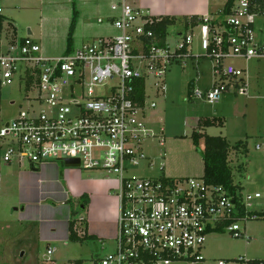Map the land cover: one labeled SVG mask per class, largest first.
I'll return each instance as SVG.
<instances>
[{
  "label": "built area",
  "instance_id": "built-area-1",
  "mask_svg": "<svg viewBox=\"0 0 264 264\" xmlns=\"http://www.w3.org/2000/svg\"><path fill=\"white\" fill-rule=\"evenodd\" d=\"M111 11L118 13L112 21L115 36L84 43L60 57L44 56L31 36L12 37L4 49L0 47V87L17 80L30 95L29 108L0 128L1 162L41 166L78 160L75 169L114 176L115 248L97 264L199 261L210 233L244 236L238 223L256 220V212L249 209L261 195H233L202 178L129 175V169L145 159L141 144L151 137L138 120L149 82L154 80L163 91L167 69L188 56L193 39L182 36L171 51L167 40L162 46L157 41L151 29L156 21L142 18L123 1L113 4ZM202 23V48L213 60L218 79L209 91H196L195 96L213 104L230 88L245 85L246 71L226 61L264 59V12L256 0H234L224 26L211 30L206 17ZM46 253L52 256L54 250ZM237 264L249 261L239 259Z\"/></svg>",
  "mask_w": 264,
  "mask_h": 264
},
{
  "label": "rangeland",
  "instance_id": "rangeland-1",
  "mask_svg": "<svg viewBox=\"0 0 264 264\" xmlns=\"http://www.w3.org/2000/svg\"><path fill=\"white\" fill-rule=\"evenodd\" d=\"M73 0H0V15L5 18L1 31L2 48L12 38H24L28 31L41 46L46 57H60L66 49V39L72 17ZM109 0H75L78 15L73 33V47L109 37L115 33L105 19ZM212 5L223 6L225 0H211ZM116 4V3H114ZM113 5V4H112ZM101 22V24L99 23ZM11 24V26H9ZM114 30V29H113ZM167 44L172 51L182 41L179 25L168 28ZM199 33V32H198ZM178 34H181L180 36ZM199 35V34H198ZM203 42L199 37L192 40L190 53L181 63L169 67L163 77V91L149 82L146 90V106L138 115L149 131L150 138L143 140L141 151L145 157L138 165L129 169V175L138 178L201 179L203 164L200 152L193 145L191 134L197 122L204 118H223L224 128L212 127L205 131L209 137H227L231 144L242 141L247 152L230 151L229 160L234 167V184L243 194L261 195L250 207L251 212L264 211V59L239 62L229 60L246 71L245 85L230 88L213 104L203 97L195 96L199 91H209L218 77L214 76L213 60L205 56ZM194 81L193 97L187 100V86ZM30 97L24 87L14 81L12 85L0 87V120L9 123L20 111L29 108ZM13 103V104H12ZM151 104L154 106L151 107ZM33 107L38 109V105ZM196 131V130H195ZM262 145L260 150L257 145ZM198 150H203V141ZM30 170L27 161L0 164V264H97L98 259L114 251V242L100 245L98 240L68 241L65 217L81 220L85 214L77 205L73 214L66 216L56 211L59 221L47 218L35 224L24 222L37 217L35 209L25 207L21 211L19 202L25 200L18 177L21 171ZM74 170V169H70ZM81 178L93 176L104 181L114 176L106 171L79 170ZM32 180V179H31ZM66 188V187H65ZM63 189V186H62ZM61 189V190H62ZM67 190V189H65ZM21 196V198H20ZM238 225L244 236L234 237L228 232H212L199 251V261L173 264H237L239 259L259 261L264 264V220H245ZM50 239H52L50 241ZM54 239V240H53ZM48 245L55 249L47 255ZM22 255V256H21Z\"/></svg>",
  "mask_w": 264,
  "mask_h": 264
},
{
  "label": "crops",
  "instance_id": "crops-1",
  "mask_svg": "<svg viewBox=\"0 0 264 264\" xmlns=\"http://www.w3.org/2000/svg\"><path fill=\"white\" fill-rule=\"evenodd\" d=\"M121 1L131 6L144 19H176L183 36L190 34L192 39L194 36L202 39V26L190 27L185 30L181 22L184 19H202L204 17L213 22L218 18L224 6L212 5L211 0H109L105 19L109 22L111 28H113L112 21L118 16L117 12L111 11V6ZM101 22L99 23L101 24ZM113 29L112 31L115 33L113 36H115L116 31ZM33 35L30 32V36L32 37ZM178 35L180 36L181 34ZM101 38L103 39V37H98V39ZM94 39L97 40V38ZM93 41L95 40L91 42ZM207 129L209 128H206L203 132L205 133ZM223 138L227 140L226 136ZM228 143L233 145L229 141ZM17 183L21 187V193L24 192L23 197L25 198L18 204L21 207V211L25 207H30L35 209L34 215L37 213V217L25 219L24 222L35 224L42 220L43 217L51 221H59L60 219L56 215L57 210L69 216L74 212L73 206L77 205L85 214L84 218L79 221L71 220L68 217L62 219L67 224L68 241H70L69 223L75 221L74 227L79 238L89 241L98 240L101 246H105L107 242L115 243L118 201L112 180L104 181L93 176L84 177L83 179L78 169L67 168L63 163L58 162L41 166L30 165V170L21 171ZM49 248L51 247L48 245L47 249ZM52 250L55 252V249Z\"/></svg>",
  "mask_w": 264,
  "mask_h": 264
},
{
  "label": "trees",
  "instance_id": "trees-1",
  "mask_svg": "<svg viewBox=\"0 0 264 264\" xmlns=\"http://www.w3.org/2000/svg\"><path fill=\"white\" fill-rule=\"evenodd\" d=\"M234 0H227L223 6L222 11L220 12L218 18L210 22L211 30L214 29L215 26L222 27L225 25L226 18L231 14V9ZM73 9H72V17L70 26L68 29L67 39H66V49L65 52H70L73 50V33L75 30L76 22H77V12L75 9V0L72 1ZM256 3L260 7V11L264 12V0H256ZM156 21V24L151 27L152 31L154 32L157 41L162 46L164 45L168 28L173 27L177 24L176 19L172 18H160V19H153ZM5 22V18L0 15V47H1V31L3 28V24ZM181 24L184 26L185 30L189 29L190 27L193 28L195 26L202 25V19L200 18H191L190 20L184 19ZM185 52V50H183ZM31 84V80H28L26 83V88L28 89ZM139 103L142 105L143 99L142 94H139ZM193 97V92H192ZM1 104V103H0ZM225 121L223 118H204L200 119L197 122L196 131L194 130L191 134V140L193 145L198 152H200L202 164H203V176L202 179L205 183L215 186L221 187L224 190L228 191L230 194L235 193H242L241 189L238 185L234 184V167L231 165L229 160L230 151H240L242 152L243 156L246 154V144L242 141L235 143L234 145H230L228 141L223 137H209L203 131L206 128L211 127H219L223 128ZM2 126L0 120V128ZM203 141V150H198L199 142ZM2 146L0 140V156H1ZM1 164V159H0ZM256 216V220H264V211L259 213H254ZM76 224L75 221L69 223V240L71 242H79L84 240V238H79L74 225ZM73 264H81V261H73ZM259 261H249V264H258Z\"/></svg>",
  "mask_w": 264,
  "mask_h": 264
},
{
  "label": "water",
  "instance_id": "water-1",
  "mask_svg": "<svg viewBox=\"0 0 264 264\" xmlns=\"http://www.w3.org/2000/svg\"><path fill=\"white\" fill-rule=\"evenodd\" d=\"M28 36H30V31H28ZM194 81H192L188 86H187V100L191 101L192 99V89L194 88ZM13 104V103H12ZM64 166L67 168H78L79 167V162L78 160H65L64 161ZM22 256V255H21Z\"/></svg>",
  "mask_w": 264,
  "mask_h": 264
}]
</instances>
